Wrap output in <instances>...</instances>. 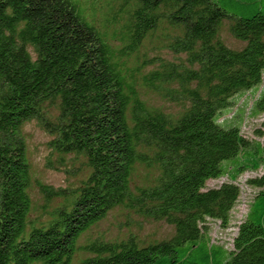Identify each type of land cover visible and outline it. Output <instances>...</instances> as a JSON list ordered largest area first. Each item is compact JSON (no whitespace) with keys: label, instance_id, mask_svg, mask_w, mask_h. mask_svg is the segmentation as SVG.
<instances>
[{"label":"trees","instance_id":"trees-1","mask_svg":"<svg viewBox=\"0 0 264 264\" xmlns=\"http://www.w3.org/2000/svg\"><path fill=\"white\" fill-rule=\"evenodd\" d=\"M121 1L97 23L80 0H0V264H72L77 253L78 264H264V124L255 131L262 141L246 138L239 103L252 91L249 115L264 114V0ZM223 21L240 50L219 39ZM153 38L174 61L143 55ZM143 93L181 110L150 107ZM31 120L53 137L58 159L47 168L82 157L89 172L71 191L37 183L45 221L31 219L22 133ZM258 170L246 184L260 191L232 247L211 243L207 220L226 225L240 176ZM118 207L174 233L146 245L134 237L78 244Z\"/></svg>","mask_w":264,"mask_h":264},{"label":"rangeland","instance_id":"rangeland-1","mask_svg":"<svg viewBox=\"0 0 264 264\" xmlns=\"http://www.w3.org/2000/svg\"><path fill=\"white\" fill-rule=\"evenodd\" d=\"M80 1L81 5L85 8L86 14L89 17L94 18L97 23H103L105 21L110 5L114 3V7L111 8L118 9L122 4L121 0H115V2L114 0ZM91 8L95 9L91 10ZM92 12H94V16H92ZM161 25H163L161 26V30L172 33L173 30L165 23H162ZM229 26L230 24L228 22L223 21L219 29L218 37L227 47L240 50L245 44L235 40L231 36ZM154 45L158 48L152 49V46ZM143 48V50L141 49L143 55L146 54L147 56L152 57L156 54H160L167 60H175V57L170 55L169 52H160L158 41L154 38L150 42H145ZM29 51L31 52V49H29ZM181 59H184V57H181ZM260 90H264V81L260 86L259 91ZM249 93L254 94L252 91H249ZM249 93H244L245 96L239 101L241 105L246 107L244 110L246 118L242 124L241 133L248 139L262 141L261 138L256 137L255 131L262 129L264 124V114H259L255 117L249 115V108L252 103L248 97ZM258 94L259 93H256L255 96H258ZM142 98L150 107L159 108L165 113L175 114L181 110L179 106L163 101L152 93H143ZM46 113V117L54 119L58 116V109L50 107L47 109ZM232 113H234V111H232ZM229 116H231V114L228 115V117ZM22 133L26 142L27 156L31 166L32 181L34 183L30 190L33 201L31 219L45 221L49 218L51 212L48 209L44 210L42 208L45 202L39 194L37 183L48 185L54 189H68L71 191L78 187L81 181L87 178L89 172L85 166V160L82 157H78V159L75 157H69V167L66 166V170L57 171L47 168L46 163L50 161L55 162L58 159V156L51 152V147L49 145L53 137L43 130L42 125L38 121L31 120L25 123L22 127ZM144 170L145 169L142 167L138 169V175H140V179L142 180L146 179V173ZM262 173L263 170H258L257 172H246L240 176L238 180L241 189L240 195L230 211L229 221L226 225H223L217 220H207L208 235L211 243L223 246L227 249L232 247V241L237 231V225L247 211L248 205L253 196L260 191V189L247 185L246 182L249 179L262 175ZM222 182L223 180L220 178L207 182L206 186L207 188H215ZM58 202L59 201H56L51 204L53 209ZM173 233L174 228L164 221L144 219L122 207H118L112 209L103 220L89 229L81 237L78 244L84 245L87 241H93L96 239L117 241L120 243L121 240H125L128 237H134L141 244L146 245L167 240L173 235ZM82 256V254L77 253L72 264H78Z\"/></svg>","mask_w":264,"mask_h":264}]
</instances>
